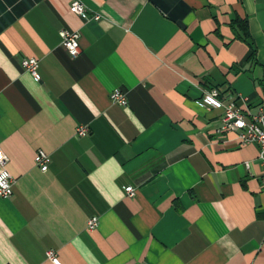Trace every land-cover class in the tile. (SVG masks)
<instances>
[{"label":"crops","instance_id":"1","mask_svg":"<svg viewBox=\"0 0 264 264\" xmlns=\"http://www.w3.org/2000/svg\"><path fill=\"white\" fill-rule=\"evenodd\" d=\"M80 1L98 21L71 0H0V150L14 180L0 264H53L49 250L60 264H264L258 146L219 132L222 108L200 103L211 89L252 113L264 102V0ZM63 29L79 32L76 57Z\"/></svg>","mask_w":264,"mask_h":264},{"label":"built area","instance_id":"2","mask_svg":"<svg viewBox=\"0 0 264 264\" xmlns=\"http://www.w3.org/2000/svg\"><path fill=\"white\" fill-rule=\"evenodd\" d=\"M70 11L84 20L92 19L98 21L100 18L98 14H94L90 18L84 4L80 0H71ZM59 37L62 47L70 57H76L80 53L78 31L63 29L59 31ZM21 66L35 80L39 79V75L36 71L37 60L35 58L29 57L23 59L21 61ZM110 99L112 102H116L120 105L126 104V96L119 89H114L111 92ZM200 103L212 108H222L223 116L218 131L233 132L240 144H256L259 151L258 157L264 168V102L260 103L255 112L252 113L249 110H243L238 107L233 96L221 94L217 89H211L203 94L200 98ZM87 132L88 130L85 126H78L76 128L77 136H84ZM7 160L6 155L0 150V198L9 197L12 193L14 184L12 176L6 169ZM33 160L35 166L42 172L47 170L50 161L47 153L38 150ZM246 166H248L247 163ZM125 192L128 196H132L134 194V189L131 186H127L125 187ZM97 223V218L91 217L86 222V228L92 231L96 228ZM46 256L53 264H60L56 254L52 250L47 251Z\"/></svg>","mask_w":264,"mask_h":264},{"label":"trees","instance_id":"3","mask_svg":"<svg viewBox=\"0 0 264 264\" xmlns=\"http://www.w3.org/2000/svg\"><path fill=\"white\" fill-rule=\"evenodd\" d=\"M250 45V47H251V44H249Z\"/></svg>","mask_w":264,"mask_h":264}]
</instances>
